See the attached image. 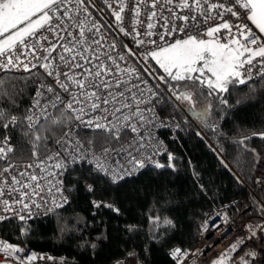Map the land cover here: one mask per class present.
Listing matches in <instances>:
<instances>
[{
  "label": "snow or ice",
  "instance_id": "1",
  "mask_svg": "<svg viewBox=\"0 0 264 264\" xmlns=\"http://www.w3.org/2000/svg\"><path fill=\"white\" fill-rule=\"evenodd\" d=\"M103 3L111 11L114 23L105 21L102 25L93 18L89 8L103 12L96 8L93 0H0V102L7 101L10 108H17L15 97L5 90V81L11 79L9 73H28L31 83L37 75L35 70L43 69V73L55 81V87L40 84L36 88L31 107L19 118L10 116L0 106V128L5 132L10 126L24 128L22 135L31 144L33 158L27 165L11 163L8 159L9 154L14 153L9 143L11 136L5 135L0 141V161L7 164L0 168V223L12 218L26 221L34 208L48 204L41 193L52 196L51 203L57 208L68 204L61 178L70 163L87 160L82 155L84 151L92 155V159L87 160L92 165L90 171L97 179L111 184L118 185L130 177L133 170L144 169L145 160L153 163L162 147L154 129L167 126L156 113V106L162 100L172 101L175 108L191 114L200 125L215 132L217 126L208 123L213 103L198 110L197 102L214 97L219 105L228 106L224 94L230 87L248 85L254 78V69L255 76L264 80V40L246 23L233 25L224 19L225 14L239 19L242 10L246 20L264 34V0H103ZM142 9L147 10L144 19H141ZM126 10L130 14L131 32L123 27ZM217 18L221 22L207 28L204 33L207 39L187 34L201 22L206 24ZM139 26H144L143 34L137 30ZM116 29L131 37L137 49H146L139 52L127 44L122 45L128 55L144 62V74L162 83L163 89L159 83L151 87L135 68L122 66L125 55L117 52L116 41L109 42L104 34ZM222 29L225 30L223 40L218 35ZM178 33H184L186 38H175ZM149 60L163 70V75H156L147 67ZM184 104L188 105L186 109ZM66 127L68 130L57 137V130ZM77 128L91 130L93 139L88 141L87 150L79 141H74L72 132ZM196 135L202 133L196 132ZM260 135L264 138V133ZM49 141L60 151L41 159L40 151H48ZM96 148L100 149L98 153ZM247 151L254 155L253 165L260 162L255 149ZM166 154L169 163L156 162L154 166L174 170L175 157L172 153ZM121 160H126L132 168L120 164ZM221 163L228 168L227 163ZM13 172L16 174L12 175ZM261 176H257L255 182L264 185ZM234 178L241 180L239 176ZM84 188L90 194L95 192L92 184L85 183ZM254 203L264 215V202ZM91 204L96 210L120 211L103 201L94 200ZM151 219L154 227L159 228L161 218ZM162 223L172 225L167 219ZM220 223H228L227 214ZM220 223L213 218L214 228H219ZM246 227L251 234L247 239L256 237L257 231L264 234L262 224ZM128 230H132L131 227ZM203 230L207 231V222ZM26 231L21 229L22 234ZM260 239L264 242V236ZM244 243L243 239L234 243L212 264H229L228 253L237 252ZM85 244L96 248L94 242ZM22 252L24 249L18 245L0 240V253L6 258H14L18 264H31L37 259L36 253L25 259L15 255ZM189 254L178 247L168 252L176 264H182ZM245 256L239 258L238 264H252L257 252L249 251ZM47 259L54 260L51 256Z\"/></svg>",
  "mask_w": 264,
  "mask_h": 264
},
{
  "label": "trees",
  "instance_id": "2",
  "mask_svg": "<svg viewBox=\"0 0 264 264\" xmlns=\"http://www.w3.org/2000/svg\"><path fill=\"white\" fill-rule=\"evenodd\" d=\"M95 6L103 9L101 13L90 8L102 24L105 21L114 23L110 11L101 3L96 2ZM108 32L118 46L123 48L122 45L127 44L130 47L117 29ZM132 58L143 70L144 62ZM147 67L156 75H163V70L154 61L149 60ZM36 73L31 83L28 73L8 74L11 79L5 81V90L15 97L17 108H10L7 101L0 102V106L10 116L19 118L29 108L39 80L45 78L43 71ZM154 82L164 88L159 81ZM224 95L228 106L219 105L214 97H205L196 104L206 107L213 103L208 123L217 126L215 132L175 108L172 101L162 100L161 112L178 116L185 123L184 131L171 144L174 170L151 166L117 185L97 179L90 171L91 166L74 165L65 178L69 203L41 218L26 221L12 218L0 223V240L29 245L46 257L82 264H115L129 253L139 257L143 264H176L168 252L177 247L189 252L198 241L208 213L223 203L237 202L234 208L239 211L245 202H251L249 225L260 224L264 215L254 201L264 202V198L255 182L254 155L247 149H255L258 155L264 154V138L260 135L264 133V80L230 87ZM193 99H196L195 95ZM66 129L57 130V137ZM23 132L22 127L13 129L10 126L7 132L0 128V141L5 135L11 136L9 143L14 149L8 157L11 162L33 161L31 144ZM196 132L202 135L197 136ZM80 134L87 142L93 139L91 132ZM54 146L49 141L48 151L41 150L40 158ZM221 161L228 164L227 169ZM168 163L166 157L163 164ZM6 166L0 161V168ZM234 176H239L240 182ZM85 183L94 186V194L85 190ZM94 200L112 202L120 211L96 210L91 204ZM157 216L161 218L159 228L154 227L151 219ZM164 219L172 221V225H164ZM129 227L132 230H128ZM21 229H26V233L22 234ZM160 232L163 236L154 235ZM86 241L94 242L96 248L88 247Z\"/></svg>",
  "mask_w": 264,
  "mask_h": 264
},
{
  "label": "built area",
  "instance_id": "3",
  "mask_svg": "<svg viewBox=\"0 0 264 264\" xmlns=\"http://www.w3.org/2000/svg\"><path fill=\"white\" fill-rule=\"evenodd\" d=\"M96 2L101 3L108 11H110L106 7V5L103 3V0H93L94 4H96ZM221 2H225V0H221ZM113 7H115V5H113ZM129 8H131L130 3H129ZM89 11L92 12V10L90 8H89ZM241 13L242 14H241L239 19L231 16L230 14H225L224 19L233 25L246 23L248 25V27L251 28L254 33H256L257 35H260L261 39L264 40V34H260L258 29H256L255 25H253L251 23V21L246 20L245 16L243 15L242 10H241ZM124 15H125V21H124L123 27L127 31L131 32L132 27H131V21L129 19L130 14L126 10ZM146 15H147V10L142 9L141 19H144V17ZM92 16L95 20L99 21L102 24L101 20H99L96 16H94L93 13H92ZM220 22L221 21L219 18L211 19L206 24L201 22L198 27L191 29L187 34L188 35H198L200 38L207 39V36L204 35L207 28L216 26ZM146 23H147V21L145 20V25H146ZM137 30L140 31L141 34H143L145 28H144V26H139ZM233 31H235V28L233 29ZM104 34L108 38L109 42L114 40L108 31H105ZM218 35L223 40L224 35H225V30L222 29L221 33H219ZM125 38L129 42L130 48H133L134 50H137L139 52H143L146 50L144 47L137 49V47L134 44L133 39L131 37L125 36ZM175 38H186V37H185L184 33H178V34H176ZM168 39H169V41H171L172 37H168ZM116 51L125 55V64H123L122 66L135 68L138 72H140L144 76V79L148 81V84L151 87L155 88L156 84H155L154 80L151 79L148 75L144 74L143 70L133 61L132 56L127 54L126 50H124L123 48H121L120 46H118L116 44ZM35 71H43V69H38ZM255 71H256V69L253 70V77L254 78L252 81L260 79L259 77L255 76ZM40 84L52 85L53 87H55V81L51 77H47L46 74H45V78L39 80L37 87ZM34 97H35V95H34ZM34 97H33V99H34ZM32 102H33V100H32ZM32 102H31L29 108L31 107ZM156 113L160 117V119L166 123L167 126L166 127L161 126V127H157L154 129V135H155L156 139L161 142V146H162L161 152H160V154L154 156L153 163H149L147 160H145V168L144 169H147L151 166H154V164L156 162L163 164L164 159L166 157H168L166 153H171V144L178 140L180 133H182L185 129V123L180 117L175 116V115H171V114H164L161 112V103L156 106ZM173 117L175 118L174 120H173ZM177 125H179V127H177ZM69 127H71V125ZM67 130H68V128L66 129V131ZM82 131L91 132V130H88V129L77 128L75 131L72 132V136L74 138V141H79V143L83 146V149L87 150L89 148V144L81 136L80 132H82ZM99 150H100L99 148L95 149V151L97 153L99 152ZM57 151H60V148L55 145L54 148L46 156L52 155L54 152H57ZM82 155L86 156L87 160L92 159V155L87 151H84L82 153ZM259 157H260V162L255 163V167H254L255 178L257 176H261V173H264V154H260ZM43 158H41V159H43ZM87 160H77L75 163H70L68 165L67 170L64 172V175L61 178L63 180V187L64 188H65V178H66V174H67L68 170L72 166L78 165V164H85V165L92 167V165L87 163ZM32 162L33 161L26 162V163H16V162H11V163L22 166V165H27V164L32 163ZM109 163H112V162L109 161ZM120 164L124 165L126 168H132L131 165L127 164L126 160H121ZM144 169L133 170L132 175L130 177L137 175L138 173H140ZM37 172H38V170H37ZM15 174H16L15 172L12 173V175H15ZM261 178L264 179V176H261ZM256 185L258 186L259 190L262 192L263 198H264V185L257 184V183H256ZM41 195H45V199L48 200V204L46 206L38 208V209L34 208L32 210L31 217L26 219V220L44 217V216H47L51 213H54L56 210L62 208V207L57 208L51 203V201L53 199L52 196L47 195L46 193H41ZM63 195L66 196L69 200V196H68L66 190L64 191ZM57 202H60V201H57ZM103 202H105V201H103ZM105 203H109V204L114 205V203H112V202H105ZM235 204H237V202H233V203L232 202H226V203L219 205L213 211L208 213V215L206 216V218L204 219V221L202 223V230H201V233L198 237V241H197L196 245L189 251V253H190L189 256L183 260L182 264H209L221 252L226 251L227 249L230 248L231 245H233L234 243H237L241 239H243L245 241V243L240 246V248L237 250V252L231 253V256H230L231 260L229 261V263L230 264H238L239 258L241 256H245V254L248 253L249 251H255V252H257V256H256L255 260L252 261V264H264V242H261V239H260L262 236H264V234L257 231L256 237H252L251 239H247L251 235L249 229L246 226L249 225L248 213L252 210V203L251 202H245L239 211H237L234 208ZM66 205L67 204L63 205V207ZM49 208H51L52 211H48ZM23 214H25L27 216V213H23ZM217 214H220V215L218 216ZM224 214H227V218H228L227 224L220 223V220L224 216ZM213 218L216 219L217 223H220L219 228L213 227ZM205 222H207V231L203 230ZM260 224L264 225V222H262ZM225 229H227L226 234H225ZM5 242H8V243L13 244V245H18L19 247L24 249V252L15 254L16 256H19L21 259H25L28 255H31L32 253H36L37 259L32 261L31 264H61L62 261H63V264H82L78 261L66 260V259L48 260L47 257L42 252L30 247L29 245H22V244H19L17 242H13L10 240H6ZM206 246H211V247H206ZM40 257H43V259H41ZM245 258L249 259V260L252 259L250 256H245ZM0 261H6V262H10L12 264H18V262L14 258H11V257L6 258L2 253H0ZM115 264H143V262L139 257L126 256V257L119 259Z\"/></svg>",
  "mask_w": 264,
  "mask_h": 264
},
{
  "label": "rangeland",
  "instance_id": "4",
  "mask_svg": "<svg viewBox=\"0 0 264 264\" xmlns=\"http://www.w3.org/2000/svg\"><path fill=\"white\" fill-rule=\"evenodd\" d=\"M184 106H185V107H184ZM183 107H184V108H187L188 105H187V104H184ZM196 108H200V107L196 105ZM189 115H190V114H189ZM227 250H228V249H227ZM222 253H225V251H224V252H221L220 254H222ZM231 253H232V252H229L228 255L231 256ZM220 254H219V255H220ZM219 255H218L214 260H216V259L219 257ZM214 260H213V261H214ZM213 261H212V262H213ZM212 262L209 263V264H212ZM229 264H230V263H229Z\"/></svg>",
  "mask_w": 264,
  "mask_h": 264
},
{
  "label": "water",
  "instance_id": "5",
  "mask_svg": "<svg viewBox=\"0 0 264 264\" xmlns=\"http://www.w3.org/2000/svg\"><path fill=\"white\" fill-rule=\"evenodd\" d=\"M202 108H204V107H200V108H197V109L199 110V109H202ZM190 115H191V114H190ZM191 117H192V116H191ZM192 118H194V117H192Z\"/></svg>",
  "mask_w": 264,
  "mask_h": 264
},
{
  "label": "crops",
  "instance_id": "6",
  "mask_svg": "<svg viewBox=\"0 0 264 264\" xmlns=\"http://www.w3.org/2000/svg\"><path fill=\"white\" fill-rule=\"evenodd\" d=\"M6 264H12V263H10V262H6Z\"/></svg>",
  "mask_w": 264,
  "mask_h": 264
},
{
  "label": "bare ground",
  "instance_id": "7",
  "mask_svg": "<svg viewBox=\"0 0 264 264\" xmlns=\"http://www.w3.org/2000/svg\"><path fill=\"white\" fill-rule=\"evenodd\" d=\"M264 222V221H263ZM262 223V222H261Z\"/></svg>",
  "mask_w": 264,
  "mask_h": 264
}]
</instances>
